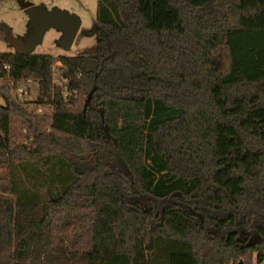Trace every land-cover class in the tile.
<instances>
[{
	"label": "trees",
	"instance_id": "16d2710c",
	"mask_svg": "<svg viewBox=\"0 0 264 264\" xmlns=\"http://www.w3.org/2000/svg\"><path fill=\"white\" fill-rule=\"evenodd\" d=\"M96 21L59 58L68 97L53 56L0 53L54 109L0 87V264L263 263L264 0H98Z\"/></svg>",
	"mask_w": 264,
	"mask_h": 264
},
{
	"label": "rangeland",
	"instance_id": "374dc122",
	"mask_svg": "<svg viewBox=\"0 0 264 264\" xmlns=\"http://www.w3.org/2000/svg\"><path fill=\"white\" fill-rule=\"evenodd\" d=\"M30 4L35 7H43L47 10L59 9L77 15L82 21V27L75 39L70 51H66L61 45L62 34L55 29L45 33L43 42L36 48L34 54L50 55L55 58L53 68V83L64 88L65 97L70 94L66 90L67 81L62 79L63 65L59 58L61 56H77L86 48L92 47L96 43V33L94 29L98 27L97 7L98 0H0V24L7 26L12 36L17 39H24L29 34L30 16L24 10L22 4ZM14 49L9 43L0 41V53L13 52ZM8 86L13 92V97L21 103H28V108L38 116H51L53 106L37 103L39 97V85L34 79H24L18 82L0 79V87ZM6 102L0 95V107H4ZM42 111H39V110ZM26 134V132H25ZM7 170L0 166V176H6ZM47 187H40L38 192L45 198ZM144 205L148 207V202ZM261 264H264L261 263Z\"/></svg>",
	"mask_w": 264,
	"mask_h": 264
},
{
	"label": "water",
	"instance_id": "95a60500",
	"mask_svg": "<svg viewBox=\"0 0 264 264\" xmlns=\"http://www.w3.org/2000/svg\"><path fill=\"white\" fill-rule=\"evenodd\" d=\"M30 16L29 34L24 39H17L12 35L7 38L8 43L19 55L34 54L36 48L43 42L45 33L55 29L62 34L60 45L70 51L82 27L81 19L72 13L59 9L47 10L30 4H22ZM100 26L94 29L97 34Z\"/></svg>",
	"mask_w": 264,
	"mask_h": 264
},
{
	"label": "built area",
	"instance_id": "2783aa9c",
	"mask_svg": "<svg viewBox=\"0 0 264 264\" xmlns=\"http://www.w3.org/2000/svg\"><path fill=\"white\" fill-rule=\"evenodd\" d=\"M39 111H42L41 109Z\"/></svg>",
	"mask_w": 264,
	"mask_h": 264
}]
</instances>
